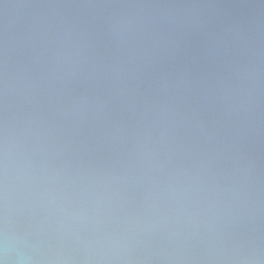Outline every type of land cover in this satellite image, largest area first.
I'll return each instance as SVG.
<instances>
[{
    "label": "clouds",
    "instance_id": "1",
    "mask_svg": "<svg viewBox=\"0 0 264 264\" xmlns=\"http://www.w3.org/2000/svg\"><path fill=\"white\" fill-rule=\"evenodd\" d=\"M0 264H264V0H0Z\"/></svg>",
    "mask_w": 264,
    "mask_h": 264
}]
</instances>
